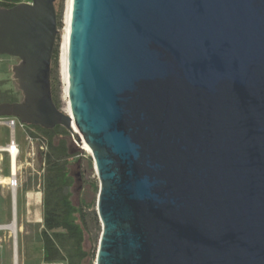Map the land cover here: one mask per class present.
<instances>
[{
	"label": "water",
	"instance_id": "1",
	"mask_svg": "<svg viewBox=\"0 0 264 264\" xmlns=\"http://www.w3.org/2000/svg\"><path fill=\"white\" fill-rule=\"evenodd\" d=\"M57 1L0 9L23 94L0 117L89 148L95 264H264V0H72L68 112Z\"/></svg>",
	"mask_w": 264,
	"mask_h": 264
},
{
	"label": "rangeland",
	"instance_id": "2",
	"mask_svg": "<svg viewBox=\"0 0 264 264\" xmlns=\"http://www.w3.org/2000/svg\"><path fill=\"white\" fill-rule=\"evenodd\" d=\"M29 2L30 0H25ZM69 0H59L58 9L61 12L62 29L60 30L59 44V80L61 83V109L68 112L69 99L65 93V82L62 74V44L65 29V17ZM20 64L19 59L0 56V104L17 103L23 100V94L19 90L14 79V69ZM14 119L0 117V148H7L15 141L19 155L17 158V174L20 187L17 192L16 223L19 229L17 240V264H48L43 261V244L41 233L43 230V155L46 148L41 140L29 136L28 129L21 127L17 121L15 130L9 128V122ZM72 174L76 180L73 190V201L76 206L85 203L91 206L95 202L97 209V197L91 187L98 182V177L93 168L89 167L91 153L77 144L72 135ZM93 160V159H92ZM11 158L8 153H0V226L11 225L14 210L11 206V192L7 187L10 176ZM2 178V179H1ZM5 178V179H4ZM4 181V182H3ZM93 208L89 211L91 212ZM90 238L95 239L101 234V228L93 222H89ZM87 250L90 244L86 245ZM13 241L8 231H0V264H13ZM53 264H67L65 262Z\"/></svg>",
	"mask_w": 264,
	"mask_h": 264
},
{
	"label": "trees",
	"instance_id": "3",
	"mask_svg": "<svg viewBox=\"0 0 264 264\" xmlns=\"http://www.w3.org/2000/svg\"><path fill=\"white\" fill-rule=\"evenodd\" d=\"M25 0H0V9H12ZM58 14V29H62L61 12ZM59 44L54 51L51 69V89L53 102L61 109L59 80ZM29 136L41 140L46 148L43 155V261L48 264L65 262L67 264H95L100 235L91 240L89 222L101 228L95 202L88 206H76L73 190L76 180L72 174L71 133L61 126L44 129L40 126H27ZM93 168V160L89 159ZM94 194L99 193L98 182L91 185ZM93 208L90 212L89 210ZM91 238V239H90ZM87 243L90 249L87 250Z\"/></svg>",
	"mask_w": 264,
	"mask_h": 264
},
{
	"label": "bare ground",
	"instance_id": "4",
	"mask_svg": "<svg viewBox=\"0 0 264 264\" xmlns=\"http://www.w3.org/2000/svg\"><path fill=\"white\" fill-rule=\"evenodd\" d=\"M71 7H72V0H69L68 2V9L65 17V29H64V35H63V44H62V74L65 82V93L66 96L68 94V89H67V51H68V39H69V31H70V18H71ZM69 111V109H68ZM8 146L6 149L4 148V151H9L12 152V168L13 170L17 171V151L18 149L15 146ZM82 148H85V150L89 153L90 150L87 148L85 145H82ZM11 166V165H10ZM2 179V178H1ZM5 179V178H4ZM4 182V181H3ZM1 184V183H0ZM7 227L4 228L6 230L11 231L12 233L19 232V229L17 227L16 219L11 225H6ZM2 226H0V230ZM17 246H16V253H15V262L17 264Z\"/></svg>",
	"mask_w": 264,
	"mask_h": 264
},
{
	"label": "built area",
	"instance_id": "5",
	"mask_svg": "<svg viewBox=\"0 0 264 264\" xmlns=\"http://www.w3.org/2000/svg\"><path fill=\"white\" fill-rule=\"evenodd\" d=\"M17 121H18L17 119H12L9 122V128L15 130ZM20 125H21V127H24V125H22L21 123H20ZM10 146H11V148H13L12 146H15L18 149L15 141H12ZM0 153H8L10 155V158H11V169H10V176H9L8 182H7V187L9 189V191L11 192V206H12V209L13 210L15 209V212L13 214V218H12V221H11V223H12L13 220L16 218L15 213H16V206H17V201H18L17 192H18V189L20 187V184H19V180H18L17 171L13 170V168H12V152L4 151V148H0ZM18 155H19V150L17 151V158H18ZM6 227H7L6 225L2 226L1 227L2 229L0 231H8V230L4 229ZM9 232H10L11 239H12L13 245H14V249H13V257H14L13 264H16V262H15V253H16V246H17V240H18V232H15V233H12L11 231H9Z\"/></svg>",
	"mask_w": 264,
	"mask_h": 264
},
{
	"label": "flooded vegetation",
	"instance_id": "6",
	"mask_svg": "<svg viewBox=\"0 0 264 264\" xmlns=\"http://www.w3.org/2000/svg\"><path fill=\"white\" fill-rule=\"evenodd\" d=\"M23 3H31V0L29 2L23 1Z\"/></svg>",
	"mask_w": 264,
	"mask_h": 264
}]
</instances>
